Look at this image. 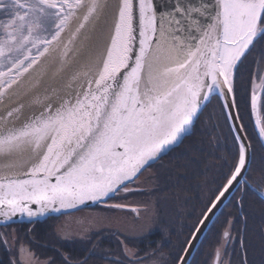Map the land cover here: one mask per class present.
Segmentation results:
<instances>
[{"label": "snow or ice", "instance_id": "obj_1", "mask_svg": "<svg viewBox=\"0 0 264 264\" xmlns=\"http://www.w3.org/2000/svg\"><path fill=\"white\" fill-rule=\"evenodd\" d=\"M83 6L84 0H0L6 17L0 19V96L54 50ZM98 8L93 0L89 13ZM262 40L264 0H122L105 58L85 91L0 131V156L28 149L39 156L26 172L0 176V222L18 214L31 222L126 191L150 161L190 132L216 95L236 150L231 162L225 158L226 182L177 257V264H187L206 222L248 171L251 145L234 85ZM251 99L255 108V90ZM258 131L264 137V126ZM223 236L230 238L228 231Z\"/></svg>", "mask_w": 264, "mask_h": 264}, {"label": "trees", "instance_id": "obj_2", "mask_svg": "<svg viewBox=\"0 0 264 264\" xmlns=\"http://www.w3.org/2000/svg\"><path fill=\"white\" fill-rule=\"evenodd\" d=\"M261 70V74L258 73ZM262 77L264 40L256 42L247 54L236 73L234 85L236 107L253 149L247 179L255 188L264 191V148L254 128L250 106L252 86H258ZM262 106L264 116V98ZM224 112L221 98L214 96L194 126L193 134L152 166L164 172V176L152 181L153 184L148 183V178L143 180L151 194L153 191L156 194L171 193L178 202L186 201V189L191 192V188L196 187L195 192L199 188L200 195L189 201L190 215L193 213L195 217L192 224L203 215L209 201L218 195L220 186L226 182L225 158L231 162L235 155L232 131ZM131 186L132 183L126 188L133 189ZM94 207L102 209L103 206ZM218 216L192 264H214L217 252L219 264H264V199L259 193L245 184ZM62 217L64 215H52L31 222L11 223L5 229L0 226V264H60L64 261L66 255L60 253L58 245L63 236L59 222ZM225 231L229 232L230 238L223 236ZM25 250L30 253L26 252V255Z\"/></svg>", "mask_w": 264, "mask_h": 264}, {"label": "water", "instance_id": "obj_3", "mask_svg": "<svg viewBox=\"0 0 264 264\" xmlns=\"http://www.w3.org/2000/svg\"><path fill=\"white\" fill-rule=\"evenodd\" d=\"M97 2L99 4L98 10L95 13L90 14L89 8L91 7L93 0H87V4L84 7L86 11L82 14L75 15V17L72 18L69 27L61 34L60 42L55 44L54 50H50V53L45 55L43 59H40L39 64L34 66L24 79L20 80L13 89L9 90L2 96L0 101V131H3L5 128L20 127L33 116H38L40 113L44 112L49 105L55 110V108L59 107L67 100L71 99L74 101L78 94L85 91L88 82L95 80L97 72L105 58L106 50L110 45L114 22L122 0H97ZM85 16L89 17L87 21L84 20ZM82 23L84 24V27L80 28ZM123 71L124 70L122 69V72ZM260 84L261 82L258 86H252L250 92V106L254 128L256 129L257 136L264 148V137H261L258 131L259 126H264V116H262L261 106L264 96V88H261ZM254 90L257 96L255 108L252 107L251 99ZM214 96L211 98V101ZM209 103L206 106H208ZM206 106L202 108L198 118L194 121L190 132L186 133L180 142L171 146L157 159L167 155L170 150L178 147L186 137L193 133V128L199 120L200 115L206 109ZM236 110L238 111L237 107ZM10 111L13 112V115L8 117L7 113ZM239 122L241 123V119ZM243 131L246 133L245 128H243ZM247 140L250 142L248 137ZM252 156L253 149L250 147V162L247 173H245V176L241 179V183L235 184L230 192L226 194V197L222 199V203H220L215 210V214L206 222V226L203 227L199 239L195 243V247L191 249V254L187 256V264L193 262L199 246L204 241L206 234L212 228L211 226L214 224V221L219 217L218 215L224 210L226 204L231 200L240 187H244L245 184H248L264 199V191L255 188L247 179L253 161ZM38 159L39 156L34 154L31 149L12 156H0V176L22 174ZM157 159L150 161L149 165L157 161ZM148 166L142 169L138 174L147 169ZM136 177L131 182H128L126 186L131 184ZM115 195L101 202L89 201L78 208H69L60 213H49L44 216L35 217L32 221L45 219L52 215L70 213L74 210H80L94 205H105V203ZM32 207L35 209L38 206L32 205ZM0 221H2V218H0ZM19 222L30 221L27 216L22 217L18 214L13 221L7 224L0 222V225ZM182 255H184V252ZM219 255V252H217L214 264H219Z\"/></svg>", "mask_w": 264, "mask_h": 264}, {"label": "flooded vegetation", "instance_id": "obj_4", "mask_svg": "<svg viewBox=\"0 0 264 264\" xmlns=\"http://www.w3.org/2000/svg\"><path fill=\"white\" fill-rule=\"evenodd\" d=\"M5 18L0 16V19ZM160 159L162 157L147 169L156 166ZM147 169L132 182L133 189L127 188L121 195L110 198L106 202L108 206L80 209L83 212L94 208L103 210L107 215L99 228L65 233L63 227L68 225L62 222L63 236L58 245L60 253L66 257L60 264H177L173 260L183 254L194 228L202 218L201 215L192 224L195 217L193 213L190 215L189 206L190 198L200 195V189L195 192L196 187H192L191 192L186 189L185 202H178L171 193L156 194L153 191L151 194L145 183L140 181L141 174ZM116 212L121 213L119 217L123 221V228L111 221L110 216ZM73 213L62 215L65 217ZM26 252L30 253L25 250L26 255Z\"/></svg>", "mask_w": 264, "mask_h": 264}, {"label": "rangeland", "instance_id": "obj_5", "mask_svg": "<svg viewBox=\"0 0 264 264\" xmlns=\"http://www.w3.org/2000/svg\"><path fill=\"white\" fill-rule=\"evenodd\" d=\"M0 16H4V15L0 14ZM153 169L154 168L152 167L148 168L144 174H141L140 181H143L148 178L150 179L148 183L153 184L152 181H156L158 178H162L164 176L163 175L164 172L159 170V168L156 167V170ZM103 212H104L103 210L97 208H94L89 211L86 210L84 212L80 210H74L73 214H68L65 217H62V219L59 220V222L62 224V222L65 221V223H67L68 226L66 225L67 227H65L63 230L65 233H74V232L80 233L84 229L99 228L104 223L103 220L107 215L106 213L104 214ZM120 215L121 213L116 212L113 215H111L110 218L112 223H114L116 226H122L121 228H123V224H122L123 221L119 217ZM0 226L4 227V229L8 227V225H0Z\"/></svg>", "mask_w": 264, "mask_h": 264}, {"label": "bare ground", "instance_id": "obj_6", "mask_svg": "<svg viewBox=\"0 0 264 264\" xmlns=\"http://www.w3.org/2000/svg\"><path fill=\"white\" fill-rule=\"evenodd\" d=\"M86 4H87V0H84V6L83 7H81L80 9H78L77 11H76V13H75V15H79V14H82V13H84L85 11H86V9L84 8L85 6H86ZM75 15L73 16V18L75 17ZM55 46V45H54ZM53 46V47H54ZM44 57H42L41 59H43ZM34 68V67H33ZM28 74V73H27ZM27 74H25V76H27ZM24 76V77H25ZM24 77H22L20 80H22V79H24ZM15 86V85H14ZM13 86V87H14ZM13 87L11 88V89H13ZM10 89V90H11ZM1 99H2V96H0V101H1Z\"/></svg>", "mask_w": 264, "mask_h": 264}]
</instances>
